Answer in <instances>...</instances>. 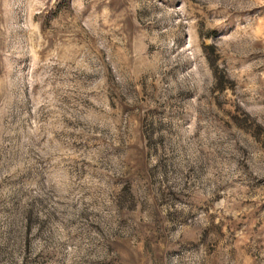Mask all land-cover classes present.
<instances>
[{
	"label": "rangeland",
	"instance_id": "1",
	"mask_svg": "<svg viewBox=\"0 0 264 264\" xmlns=\"http://www.w3.org/2000/svg\"><path fill=\"white\" fill-rule=\"evenodd\" d=\"M0 264H264V0H0Z\"/></svg>",
	"mask_w": 264,
	"mask_h": 264
}]
</instances>
